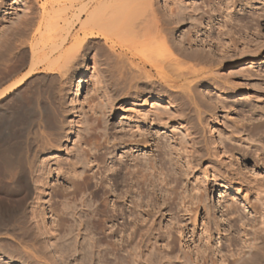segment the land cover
<instances>
[{
    "label": "rangeland",
    "instance_id": "1",
    "mask_svg": "<svg viewBox=\"0 0 264 264\" xmlns=\"http://www.w3.org/2000/svg\"><path fill=\"white\" fill-rule=\"evenodd\" d=\"M44 1L46 0H0V79H6L3 80L4 82L2 81V86L10 80L18 78L28 68L29 53L27 52V54L26 50L21 53L22 49L28 51V41H26L28 37L23 35L19 37L20 35L17 33L22 34L21 32L29 27V22L39 16L40 7ZM154 3V8L158 11L157 15L165 24L162 26L163 30L171 37L173 50H175L173 54H176V56L173 55L175 59L172 58L176 60L175 62L167 61L161 63L157 69L155 68L166 77V80L159 81L155 77L148 80L133 77L130 80L131 76L136 74V72H132L137 70L132 61L147 60V57L144 56H148L151 50V45H148L149 41L139 38L126 41L122 45V50L124 49L123 51L126 52L124 66L131 75L129 74L128 77V72H126L122 82L118 85L110 83L109 56H107L109 48L103 44L101 36L87 37V41L83 43L86 45V52L83 51V55L78 59L79 62H75L68 72L62 75L61 80L50 76L52 74L50 71L39 69L37 75L28 77L27 82L25 81L18 91L15 90L19 93L18 96H13L15 93L13 92L8 94L9 99L1 100L5 107L3 105L0 110V117L4 114L11 118L12 113L16 111V108H19L20 101L21 106L25 105L24 108H22L23 105L18 109V111L23 110L20 114L23 116V119L20 118L22 121L15 122V126L12 124L11 131L21 132L27 126L25 129L31 130L33 134L42 133L47 136L45 133L48 132L50 137L54 133V137H51L55 141L52 142L55 143V146L57 144L60 146V149L52 150V153H48L45 157H39L41 159L38 158L33 167V170L36 171L32 172H35L34 174L42 172L38 169L40 165L38 168L36 165L41 164L39 161L44 162L41 164L43 170H46V166L48 171L58 165L61 167V171L54 172L50 179L49 177L42 179L43 184L36 179V176L30 174L33 176L31 181L35 177L33 181L37 180V182L31 183L37 184L36 186L40 190L35 184H31L36 189L33 188V194L27 198L25 209L22 210L24 215L27 213V217L25 216L27 220L22 217V211L17 215L26 221L24 220L23 223L22 220H19L17 223L15 221L20 218L15 217L14 219L16 229L13 227V232L16 230L17 234H15L18 237L23 236L21 237L23 241L18 237L17 239L8 237L6 240L0 241V264H118L114 255L119 257L122 254L127 255L125 254L127 251L124 250L127 247V250H132L129 246L132 247L134 244V247L138 241L140 243L141 237L138 236L140 239L134 237L136 240L129 239L131 235L133 237L138 233L135 234L131 225H129L131 228H128L132 230L133 234L127 228V231L126 229L123 231L120 224L123 222L124 216L119 215L117 218L115 216L112 221L100 223V226L101 224L106 226L101 227L105 230L102 231L105 234L110 233L109 239L104 237V234H100L99 228H96L97 230L93 228L91 222L98 221L96 218L99 216L94 215L92 210L101 202V200H95L94 196L96 195L93 191L101 187L109 192L110 188L114 189L115 186L118 188L119 185H121L119 190L115 187L116 192L117 190L120 193L122 190H129V192L127 191L129 196L124 193V197L121 199L125 205L131 206L132 203L129 202H136V199L139 202L140 197V202L143 199L141 207L145 209L143 212L141 211L139 219L144 218L143 221L147 219L142 222L144 225L141 220L139 226L153 228L152 230L151 228H140L139 232L141 230L143 233L153 231L151 237L147 236L150 233L147 235L144 233L142 239L145 236L149 237L152 240L150 243L156 245L155 249L159 251V256L153 254L156 256L153 257L155 260L151 264H166V261L169 262H167L168 264H184L186 261L193 264L191 260L193 261L194 257V260H197V262L194 261L196 264L198 262L204 264L202 259L198 260L197 254L201 253V249L204 251L205 248L207 251L202 252L201 257L210 253L217 260V264H227L234 257H242L241 259L246 261L250 250H257L258 247H261V243L264 245V241L261 240L264 237V231L261 230V227H264L262 225L264 130L261 129V127L264 128V0H154ZM23 40L26 42L21 47L20 42H24ZM189 52L199 53V55L206 53L203 54L206 57L209 53L211 60L209 57L210 62L208 59L205 62L204 59L200 60L198 65L199 61H195L197 60L196 56L193 53L190 55ZM14 54H17L16 58ZM193 55L195 60L189 58ZM8 74L11 76L9 77ZM53 74L60 76L59 73ZM80 76H82V80L77 82ZM142 80L144 82L147 80L146 83H149L150 88L146 86L144 91L143 88L140 89L137 83ZM150 80H156L155 84H152L153 86L150 84ZM124 86L127 88H122ZM137 86L138 90L135 88ZM116 88L122 89L117 90ZM125 90L128 92L126 91V93ZM125 93L126 95L129 93L131 97L126 98ZM8 95L6 97H9ZM168 99L179 104V107L170 110L174 112V115L169 119H167V113H165L166 116L164 115V112L167 111L165 100ZM44 110H47L46 113ZM44 114H47L46 117ZM164 121L167 123L163 124ZM178 122H181L188 131H181L177 126ZM88 123L92 124V127ZM245 125L247 129H249L248 126L250 129L257 126L260 127V130H255L251 136H247V133H244ZM86 127L93 129L92 132ZM85 128L87 134L88 132L92 133L93 139L99 143L101 141L102 145V148L92 152L102 158V162L99 164L102 174L96 173V178L92 179L88 187L78 184V179L67 173L72 170L68 160L76 157V148L81 145L86 147L83 142L87 138ZM256 131L259 132L255 133ZM131 136L136 138L135 140H138L137 137L139 140L144 139L138 144L129 145L128 138L134 139ZM248 137H250L249 140ZM120 138L123 140L121 141ZM56 139L59 140V143ZM124 139L129 143L128 141L123 142ZM142 142L144 143L142 144ZM21 144L24 147L26 145L24 142ZM118 157L123 159L119 163L121 167H118L119 169L117 168ZM81 164H79L80 167H83L84 163ZM96 164L95 162L91 164V172L98 171V164ZM115 165L119 171L122 170V173L118 170L106 171ZM152 165L155 166H153L154 169ZM127 167L130 171L139 168L142 173L146 174V179L150 178L148 182L151 184L144 187L148 183L145 182L144 188L141 187L144 190L138 189V185L136 189L134 186L137 183H134L133 180L135 174L131 175L135 170H132L131 173L128 171L127 175L130 176L128 178L124 174ZM105 168L106 170H104ZM116 175L117 177H115ZM123 177L127 178V180L124 179L127 181V185H125V181L122 182L123 179H120ZM101 180L104 183L102 186L98 185ZM118 180L121 184L116 182ZM46 184H48L47 187ZM151 185L155 190L151 189ZM75 186L80 193L75 200H71L70 191ZM235 188H238L240 192H235ZM42 189H46L47 194H44ZM38 192L39 194H37ZM138 193L140 195L145 193V197H138ZM149 194L154 198L152 199L153 196ZM106 195L104 200L107 201L106 207L110 210L114 196H109V193ZM146 195L151 198L149 196L147 198ZM149 199H152L153 202ZM73 201L75 202L73 203ZM149 202L156 204L155 206L152 203L149 205ZM65 204L68 207L64 206ZM151 205L154 206V210L156 209L155 213L154 210L151 211L154 213L153 217L147 215V213L152 214L148 212L153 209L149 208ZM156 206H159V209ZM62 207H67L66 209L74 214L67 210L62 214ZM50 209L55 210L51 212ZM127 210L129 211V208ZM127 210L125 218L129 216L131 219L132 215H129ZM37 214L44 218L40 216L39 219H36ZM129 218L127 221L130 220ZM40 219H44L42 224L38 222ZM148 219L149 223H147ZM29 220V224H26ZM36 220L44 229L40 226L39 229L36 228ZM115 220H118L120 224L117 225ZM114 221L115 226L113 225ZM23 225L26 229H33V232L30 233V230L29 233L27 230L25 232ZM117 226H120L121 229ZM112 230H116V235ZM122 231L124 232L123 236ZM34 232L43 234H39L41 237L38 238L41 240L35 239L38 236L36 233V236L33 237ZM123 237L130 241L129 246L125 247L126 244L122 241ZM149 238L145 240L148 242ZM18 239L20 240L18 241ZM145 240V246L143 240L141 241L143 245L138 244L143 250L147 244ZM122 242L125 249L122 248L121 252L115 250V252L113 249H117L120 245L122 247ZM168 242L169 244L166 245ZM44 243L46 246H50L45 247ZM169 245L170 247H168ZM212 248L215 249L212 250ZM171 249L174 250L170 251ZM158 251H154V253ZM183 251L184 253H182ZM185 251H187V255H185ZM194 251L198 253L196 254ZM166 252L169 254L167 255ZM165 255L167 256L165 257ZM177 256L179 260H177ZM189 256L191 260L187 258ZM157 257L165 259L161 261ZM241 261L243 262V260ZM187 262L185 264H188ZM206 263H210V260L207 259Z\"/></svg>",
    "mask_w": 264,
    "mask_h": 264
},
{
    "label": "bare ground",
    "instance_id": "2",
    "mask_svg": "<svg viewBox=\"0 0 264 264\" xmlns=\"http://www.w3.org/2000/svg\"><path fill=\"white\" fill-rule=\"evenodd\" d=\"M154 6H155L154 0H109V1H107V0H100V1L99 0L98 1L97 0H46V1H44L43 4L40 7V11H39V14H38L39 16L38 17L36 16L37 18L35 20H33L32 22H29L30 25H29V27L27 29L24 27L26 29V30L24 29L25 31L22 28H20V29L23 30V32H21L22 34H18L17 33V35H20L19 37H21V35H23L24 37H28V40H26V41H28V51H27V49H22L21 53L23 51L25 52V50H26V53L27 52L29 53V64H28V68L26 69V71L24 73H22L18 78L10 80L6 85L2 86L1 83H2V81L4 79H0V110L2 109V107L4 105V103H2L1 100L5 99V98L9 99L10 96L8 94L13 93V92H15V93H13V96H18L19 93H17L15 90L18 91V88L20 89L21 85L23 83H25V81H26V79L28 77H32L33 75L35 76V74L37 75L39 73V69H42L43 71L44 70L45 71L48 70V71H50L52 73L50 76H52V77L54 76V77H56V78L61 80L62 75L65 74V72H68V70L71 68V66H73V64L75 62H77V61L79 62V60H78L79 57L81 55H83L82 53H83V51H85V46L86 45L83 44V43H84V41H87L86 40L87 37L88 38H93V37H96V36H101L103 38L102 39L103 40V44L109 48V52H108L109 55H107V56H109V82L110 83H116L117 85L120 84L122 82V79L125 76L126 72H128V71H126V68L124 66V61H125L124 57H125V53L126 52L123 51L124 49L122 50L123 43L126 42V41H133V40L139 39V38H144L145 40H148L149 43H150L148 45H151L150 46L151 50L149 51L150 53H148V56H144L145 58L147 57V60H145V61L144 60H140L139 62L132 61V63H134V65L136 66L135 68H137V70L135 69L136 70L135 71L133 69L134 72H132V70L129 69L130 72H132V73L136 72L135 75L131 76L130 80H132L133 77L136 78V79H138V78H140V79L142 78L143 79L144 78V79H147V80L155 77L156 80H159V81L160 80H166V77L161 75V73L159 71L155 70V68L157 69L160 66L161 63L163 64L164 62H167V61L168 62H171V61L175 62L176 60H174L175 58L173 57V55L176 56V54H173V51L175 53V50H173L174 48L172 46L171 37L166 32H164L162 26L165 25V24H163L161 22V19L159 18V16L156 13L158 11L155 10L156 8H154ZM171 11H173V10H171ZM70 13H72V14L69 16ZM166 26H167V24H166ZM24 37H23V39H24ZM23 41L24 42H20L21 47L23 46L22 44H24L26 42L25 40H23ZM5 44H7V43H5ZM20 44H18V45H20ZM15 47L17 49V46H15ZM177 47H178V45H177ZM177 47L175 46L176 50H177ZM181 50H182V48H181ZM102 51H103V49H102ZM106 51H108V50H106ZM139 51H137V52H139ZM145 51H147V50H145ZM14 53H16V52H14ZM191 53H193V52H191ZM191 53L189 52L190 55H191ZM8 54H10V53L8 52ZM146 54H147V52H146ZM196 54H194V55L196 56L197 60H195V56L194 55H193L194 58L192 56H190L189 58H192L195 61H199V62H197L198 65L200 64V60L202 61L204 59L203 61L205 62V60L208 59L209 56H211V55H209V53H207L208 57L203 55V54H206V53H203L202 55H199V53L197 55ZM15 56H17V54H14V57ZM24 56H26V55H24ZM172 58H174V59H172ZM209 59H210V57H209ZM210 60H209V62H210ZM22 61H23V59H22ZM169 65L171 66L172 64L170 63ZM193 65H196V64H193ZM130 68H132V67L130 66ZM153 70H155V72H152ZM53 73H59L60 76L59 75H55ZM127 74H128L127 76L129 77L130 73L128 72ZM8 76H9V74H8ZM0 78H1V76H0ZM81 80H82V76L78 77V81L77 82H80ZM147 80H145V82L142 80V81H139L137 83V85L139 86L140 89L143 88V91H144V88L149 85V83H146ZM152 80H150L151 81V83H150L151 85L156 81V80L155 81H152ZM157 84H158V82H157ZM138 86L135 87V88H137L136 90H138ZM125 87L126 86H124L122 88L126 89L127 87L126 88ZM130 87H132V85H130ZM122 88H119V89H122ZM116 89L119 90L118 88H116ZM126 91L127 90H125V92ZM115 92H117V91L115 90ZM121 92H122V90H121ZM126 93H125V97L127 98L129 96V93L127 95H126ZM130 94H132V93H130ZM7 95L9 97H6ZM13 96H11V97H13ZM129 97H131V96H129ZM13 99H15V98H13ZM170 99H172V97ZM16 101H18V100H16ZM29 101H28V103H29ZM31 101L34 102L33 100H31ZM165 102L167 103V106L165 107L167 109V111L164 112V115H165V113H167V115H168L167 119H169L170 116L174 115V112H171L170 110L172 108L179 107L178 106L179 104H175V102L173 100H169V99L167 101L165 100ZM18 104H20L19 108L24 105L23 104L21 106V104H22L21 101ZM4 107H5V105H4ZM24 107H25V105L22 108H24ZM18 109L16 108V111L12 113L11 118H9V116L8 117L5 116L4 114H3V116L0 117V241H2V240L4 241L8 237L13 238V239H17L18 236L16 235L17 234L15 232L16 230H14V232H13L14 219H15V217L20 218V219L16 218L18 220H16L15 222H17L19 220H22L21 217L19 215H17V214H19L22 210L25 209L24 207L26 206L25 203H27V201H26V200H28L27 198L30 197L33 194L34 189H36V188L32 187V185H34L35 183L33 184L31 182H37V180L38 181L40 180L39 182H41L43 184V182L41 181L42 179H46V177H49V179H50V177L52 176V174L54 172L59 173L61 171V167H59L58 165L55 166L54 169H51V170L49 169L48 171H47V166H46V170H43V168L41 167V164L44 163V162L39 161V163L41 162V164H36V165H37V168L39 167L38 165H40V168H38V169L40 171H42V172L41 173L38 172L37 174H34L35 172L34 173L32 172V171H36V170H33V167H34L35 162L37 161V159L39 157H45V155H47L48 153H52L51 152L52 150L60 149V146H57L58 144L55 146V143L52 142V141H55V139H52V137H51L54 134L53 132H51V133L49 132L50 134L53 133L50 137L48 136V132L45 133V135L47 134V136H44L42 133L37 135V134H33V132H31V130L25 129L27 126L25 128L22 127L23 129L21 128L22 129L21 132L20 131L15 132L13 130L11 131L10 126H12V124H14L15 122L16 123H20V120L22 121V119H23V116H20V114L22 113L21 111H23V110L18 111ZM46 111H45V113H46ZM47 114H49V113H47ZM46 115H45V117H46ZM159 116H160V114H159ZM159 116H157V117H159ZM21 117H22V119H20ZM41 117H43V116H41ZM161 117H160V119L163 120ZM171 118H173V117H171ZM157 119H159V118H157ZM100 120H101V118H100ZM96 123H98V122L96 121ZM166 123H165V121L163 122V124H166ZM45 124H47V123H45ZM88 124H90V123H88ZM90 125H91L90 127H92V124H90ZM14 126H15V124H14ZM177 126L180 128L181 131H183V130L184 131L185 130L188 131V129H186L185 126L181 122H178ZM38 127H39V124H38ZM41 127H43V126L41 125ZM47 127H46V129H47ZM248 127H249V129H247L246 125L244 126V128H245L244 130H246V131H244V133L246 132L247 136H249V135L251 136L252 133H254L255 130H260V127L258 128L257 126L256 127L254 126V129H250V126H248ZM263 127H264V125H263ZM86 128H85V132H86L85 134L87 135L86 136L87 138L84 139V141H83L84 145L86 147H83L81 145V146H78L76 148V152H75L76 153V155H75L76 157L74 156L75 157L74 159L68 160V164L70 165V168L72 170L67 172V173H70L69 175H73L75 178H77L78 179V184L80 183V185L83 184V185L88 187V185L91 184L92 179L96 178V173L102 174V170L99 169V164H100V162H102V158L99 155H96V153L95 154L92 153L93 150L96 151V150H99L100 148H102V145L100 144L101 141L99 143V142H97L96 140L93 139V137H92L93 134L90 133V132H92L93 129L91 130V128H87V130L90 131V132H88V134H89L88 135L87 131H86ZM251 128H253V127L251 126ZM261 129L264 130V128H262V127H261ZM18 130H20V129H18ZM39 130H40V128H39ZM258 132L259 131H256L255 133H258ZM132 137L133 136H131V138ZM249 138L250 137H248V140H249ZM135 139L136 138H134L132 140L129 137L128 138V140L130 141L129 145L138 144L144 138L139 140V138L137 137L138 140H135ZM122 140L123 139H121V141ZM57 141L59 143V140H57ZM127 141L125 140L123 142H127ZM129 141H128V143H129ZM23 142L26 143L25 147L21 146L22 145L21 143H23ZM246 142H248V141L246 140ZM252 142H253V140H252ZM143 143L144 142H142V144ZM112 145H114V144H112ZM120 157H118V160H117V162H118L117 163V168L118 167L121 168L119 163H121L122 162L121 160H123V159H121ZM90 158H92V159L90 160ZM39 159H41V158H39ZM49 162H47V163H49ZM93 162L98 164V166H97L98 167V171L97 172H91V169H92V165L91 164ZM81 163H84L83 167H80L82 165ZM79 164H81V165H79ZM153 166L154 165H152V168L154 169L155 166L154 167ZM139 167H141V166H139ZM117 168H116V165H115L114 167H110L107 170L105 168L104 170H106V171H108V170H116L117 171L119 169V168L118 169ZM135 168H137V167H135ZM124 169H126V168H124ZM132 170H135V171L132 172L133 174H131V175L135 174V176H133V180H134V183H137V184H135L136 186H134V187H136V189H137V185L139 186L138 187V189H139V188L143 187L145 182L147 183L148 181H150V180H148L150 178L146 179V174L142 173L139 168L132 169ZM120 171L122 173V170H120ZM128 171H129V173H131V171L127 167V171L124 174L127 175ZM113 172H115V171H113ZM30 174L31 175L33 174L34 176H36L37 178L36 177L35 178L37 180L33 181L35 179V178H33V180L31 181V178L33 176H31ZM117 175L115 177H117ZM121 175H123V174H121ZM127 176H128V178L130 177L129 175H127ZM118 177H120V176H118ZM135 177H136V179H134ZM114 179H116V178H114ZM120 179L121 180L123 179L122 182L127 180V178L125 179L124 177L120 178ZM139 179H141V180H139ZM102 181L103 180H101V183H99L98 185L102 186V183H103ZM119 181L120 180H118L116 182H119ZM154 181H156V180H154ZM126 182L127 181H125V183ZM151 182L155 183L153 181H151ZM132 183H133V181H132ZM149 183L150 182L145 184L144 187L147 186ZM75 184H77V183H75ZM96 184L97 183H95V185ZM119 184H121V182H119ZM36 185L37 184H35V186ZM125 185H127V183ZM132 185H134V184H132ZM47 186H48V184H46V187ZM119 186H121V185H119ZM119 186H118V188L115 186L116 189L119 190ZM153 186H155V185L153 184ZM36 187L38 188V186H36ZM115 187H113L114 189L110 188L109 192H108V190L106 191V189H104V188L101 189V187H99L98 189L96 188L97 190L95 189V191H93V192H95L96 196H94L93 194H92V196L95 197L96 201L97 200L98 201L101 200V202L96 207H94L93 210L91 209L94 215L99 216V218L98 217L96 218V220H98V221H94L93 220V222H95V223L91 222L92 226L95 229L99 228L98 230L100 231V234H104V237H106V238L108 237V239H109L110 233L108 232L107 234H105L103 232L105 230H103L101 227H103V226L106 227V226L102 225V224H104V222H106V221H112V219H114L115 216H116V218L119 215L121 217L124 216L125 220L122 219L123 222H121V224H120V222H118V220L117 221L115 220L117 222V225L120 224V226H122L123 231L126 228L127 229L131 228V227H129V225H131L133 230H134V232H135V234L137 232L139 235L137 234L136 236H133V237L131 235V237H130V233H129L128 234L129 237H130L129 239L132 238L131 240H133V239L136 240L134 237L139 238L138 236H140L141 239L139 238L140 239V243H138L139 241L138 242L135 241L136 243L133 242V243H135V246L133 247V245H134L133 244L132 247H131L130 241L127 238L123 237L124 240L122 239V241L126 244V246L122 242V247L120 245V247L118 246L119 248L117 247V249L115 248L113 250L114 251L115 250H119L120 251V250H122L123 245L125 247L130 245L129 247H130V249L132 248V250H127L128 247H127V249L123 248V249H125L124 251H127V253L125 252V254H127V255H123L122 254V256L120 255L121 257L116 256V254H115L114 256L117 259L116 262L118 264H151L155 260L153 257L156 256V255L153 256V254H158V256H159L158 249H155V248H157V247H155L156 245H154V244L152 245V243H150L152 240L149 237H148L149 238L148 242L145 240V239H148L147 236L151 237V233L153 231L148 232V233H150V235H147L148 233H146V231H145L144 233H146L147 236H145L144 239H142V236L144 234L143 232H141L142 230L139 232L140 228H144V226H142V227L139 226L140 225L139 224L140 221L142 220L141 221V223H142V222H144L147 219L146 218L144 221H143L144 218L141 219V220L139 219V218H141V214H142V212L145 209V208L143 209V207H141L142 206L141 202H142L143 199L140 202V199H141L140 196H144L145 197V195H144L145 193H141V195L138 193V195H139L138 197H140L138 199L139 202H137V199H136V202H134V201L133 202H129V203H132V205L129 206V205H125V203L123 201H121V199H123V197H124L123 194L127 193V191L129 192V190H127V189L126 190H122L123 193H122V191L120 193V191H118V190L116 192ZM143 188H141L140 190H144ZM38 189H37V191H38ZM151 189H154V188H152V185H151ZM154 190H152V191L154 192ZM42 191H43L44 194H47L46 193V189L45 190L42 189ZM138 192H141V191H138ZM235 192L238 193V192H240V190L238 188H235ZM79 193H80L79 190H77V187L75 186L73 188V190L70 191V195L71 196L70 195H68V196L71 197V200H75ZM107 193H109V196H114L113 197L114 198L113 202L111 203V205H112L111 207L112 208L110 210L106 207L107 201L104 200L106 198V196H107L106 195ZM37 194H39V192ZM55 195H57V194H55ZM127 195H128V193H127ZM149 195H151V194H149ZM149 195H146L147 198H148ZM153 195H154V193H153ZM153 195H151V196H153ZM244 196H246V194H244ZM197 197H199V196H197ZM149 198H151V197L149 196ZM153 198H154V196L152 197V199ZM152 199H149V200L152 201ZM199 200H200V198H199ZM199 200L197 199L198 202H199ZM74 202L75 201H73V203ZM198 202H196V203H198ZM151 203L149 202V205ZM152 204H154V206H155L156 203H152ZM195 205H197V204H195ZM64 206H67V205L65 204ZM72 206H74V204ZM153 207L151 205V207H149V208H153ZM156 207H157V209H159L158 208L159 206H156ZM49 208H51V206H49ZM66 208L62 207V209H61L62 212L61 211L60 212L62 214H64L63 212H65L66 210L68 211V209H66ZM126 208L127 209L129 208V211ZM140 208H141V210H140ZM59 209H60V207H59ZM52 210H55V209H52ZM52 210H51V212H52ZM126 210H127V212H129L128 213L129 215L130 214L132 215V218L130 219L128 214H127V216H128L127 218L130 219L129 221H127V218H125ZM153 210H154V208L152 210H150V211L148 210V212H151ZM155 210L153 211L154 213L156 212ZM23 213L24 212L22 211L21 215ZM35 213H37V212H35ZM44 213H45V211H44ZM44 213H43V216H44ZM59 213H57V214L59 215ZM69 213H72V212H69ZM144 213L146 214V212H144ZM154 213H152L151 215H149V213H147V215L148 216H152ZM39 214H37L38 215V216H36L37 218L36 217H34V218L39 219L40 216L42 218H44L42 215L39 216ZM72 214H74V213H72ZM26 215H27V213H25V215L23 214L22 217L25 218ZM93 218H94V216H93ZM25 219L27 220V218H25ZM25 219L22 220L23 223L26 221ZM43 220L44 219H40V221L38 220V222H40L39 224H42ZM102 221H104V222H102ZM115 221H114V223L112 222L114 226H115ZM28 222H30V220L27 221L26 224H29ZM36 222H37V220H36ZM38 222L35 223L36 226H37V227L36 226L35 227L39 229L40 225L38 224ZM262 222L264 223V208H263ZM100 223H102L101 226H100ZM147 223H149V219H148ZM263 223H262V225L264 226ZM21 224L22 223L20 222V225ZM25 225H23L24 231L27 230V233H29V230H30L31 231L30 233H32L33 229L32 230H31V228L30 229H26ZM30 226H31V224H30ZM120 226H117V227H119V229H121ZM42 227L40 226V228H42ZM135 227H136V229H135ZM27 228H29V227L27 226ZM150 228L151 227H146L144 229H150ZM152 228H151V230H152ZM262 228H264V227H261V230L264 231V229H262ZM42 229H44V228H42ZM127 229H126V231H127ZM20 230H22V229L20 228ZM116 230H117V228H116ZM116 230H114V231L112 230L114 232V234L116 233ZM129 230L132 232L131 229H129ZM207 230H209V229L207 228ZM205 232H207V231L205 230ZM35 233L36 232H34V234H32L33 237H35L38 234V236L35 239H37L39 236L41 237V235H43V234L38 233V232L35 235ZM39 234H41V235H39ZM123 234H124V232L122 233V236H123ZM132 234H133V232H132ZM207 235H208V233H207ZM207 235H206V237H207ZM21 237H23V236H20L18 238L21 239ZM152 237H153V235H152ZM209 237H210V235H209ZM209 237L207 238V241L209 240ZM263 238L261 240L264 241ZM20 239H18V241ZM53 239H55V238H53ZM39 240H41V239H39ZM142 240H143V242L145 240L146 243H147L145 250L140 248V246H141L140 244H142L141 243ZM35 241H37V240H35ZM131 243H132V241H131ZM153 243H154V241H153ZM155 244H156V240H155ZM168 244H169V242L166 243V245H168ZM263 244H264V242H263ZM44 245H45V243H44ZM109 245H110V243H109ZM47 246H50V245H47ZM47 246L45 245V247H47ZM144 246H145V242H144ZM250 246H251V244H250ZM150 247L154 248L155 249L154 251H158V252L154 253L153 249L152 248L150 249ZM168 247H170V245ZM171 247H172V244H171ZM196 247H195V249H196ZM248 247H249V245H248ZM254 247L257 248L258 246H254ZM217 248H216V250H217ZM214 249L212 248V250H214ZM172 250H174V249H171L170 251H172ZM203 250L205 251L206 248L203 249ZM209 250H210V248H209ZM209 250H208V252H209ZM196 251H198V249H196ZM196 251H194V253H196ZM204 251H202V249L200 250L201 253L204 252ZM250 251H249L248 254L246 253L247 254L246 261L244 259H241L242 257L241 258L240 257H236V258L234 257L232 260L228 261L227 264H264V245H262V243H261V247H258L257 250L253 249L251 252ZM185 252H186L185 255H187V251H185ZM188 252H191V251H188ZM219 252H220V250H219ZM160 253H161V251H160ZM182 253H184V251ZM201 253L197 254L198 255V260H199V258L202 259L203 261L202 260L201 261L204 262V264H205L206 260L209 259L210 263H208V264H217V262H216L217 260L215 259V257H213V255L208 253V255L210 254L209 256L208 255L207 256H205V255L203 256L202 255V257H201V255H200ZM112 254H109V255L112 256ZM166 254H167V252H166ZM188 254L190 255V253H188ZM206 254H207V252H206ZM167 255H165V257ZM183 256H184V254L182 255V257ZM190 256L187 257L189 260H191ZM221 256H223V255H221ZM163 257H164V255H163ZM163 257L162 258L157 257V258H159L161 261L163 259V261H164L165 258H163ZM207 257H209V258H207ZM178 258L179 257L177 256V260H179ZM159 259H158V261H160ZM192 259H193V261L191 260V262H193V264L195 262H197V260L196 261L194 260L195 257L192 258ZM183 260H182V262H183ZM185 260H186V258H185ZM241 260H243V262ZM167 262L168 261H166V264L169 263V262L168 263ZM207 262H209V261H207ZM155 263H156V261H155ZM163 264H165V263H163ZM198 264H199V262H198Z\"/></svg>",
    "mask_w": 264,
    "mask_h": 264
}]
</instances>
